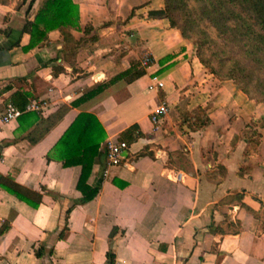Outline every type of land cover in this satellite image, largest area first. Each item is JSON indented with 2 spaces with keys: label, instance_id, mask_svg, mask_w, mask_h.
Segmentation results:
<instances>
[{
  "label": "crops",
  "instance_id": "1",
  "mask_svg": "<svg viewBox=\"0 0 264 264\" xmlns=\"http://www.w3.org/2000/svg\"><path fill=\"white\" fill-rule=\"evenodd\" d=\"M74 1L98 38L72 53L57 28L23 49L29 0H0V113L9 101L20 110L0 129V173L42 193L33 207L0 187V264H111L108 251L123 264H264V103L214 76L178 28L149 14L163 0ZM161 103L168 110L154 122ZM196 106L209 124L181 127ZM80 111L97 117L103 142L137 127L119 163L97 154L87 178H102L97 194L66 216L82 195L81 167L46 154ZM145 147L151 155H137Z\"/></svg>",
  "mask_w": 264,
  "mask_h": 264
},
{
  "label": "trees",
  "instance_id": "2",
  "mask_svg": "<svg viewBox=\"0 0 264 264\" xmlns=\"http://www.w3.org/2000/svg\"><path fill=\"white\" fill-rule=\"evenodd\" d=\"M33 1L29 0L26 19L21 27V32L29 34V41L23 49L41 44L47 39V32L55 28L63 36L61 49H68L72 53L98 38V27L92 23L87 22L81 27L79 6L74 0H42L30 17ZM149 14L165 17L171 26L178 28L181 35L193 43L195 55L214 76L221 80L232 79L250 98L264 103V0H163V7L151 10ZM71 29L82 30L83 35L76 38ZM143 71L142 68L137 69L133 75H140ZM129 72H120L110 81ZM104 85L89 89L72 104L90 98ZM65 108L63 105L55 115L60 116ZM179 120L180 126L189 130L204 128L210 122L206 109L200 106L182 111ZM136 127L135 123L126 127L121 132V139L133 140L132 133ZM104 137L105 131L97 117L91 112L80 111L46 154L47 159L60 160L64 166L78 164L81 167L76 188L82 195L66 209V216L75 203H85L97 194L102 178L94 185L88 184L87 178L95 157L102 150L105 151ZM144 154L151 155V152L145 147L137 155ZM172 154L169 153L170 156ZM176 154L188 160L181 152ZM0 187L33 207H37L41 201V192L19 184L9 174L0 173ZM3 230L0 228V232ZM67 231L66 217L58 237H64ZM36 252L41 254L40 250ZM107 256L112 264L113 254L108 251Z\"/></svg>",
  "mask_w": 264,
  "mask_h": 264
},
{
  "label": "built area",
  "instance_id": "3",
  "mask_svg": "<svg viewBox=\"0 0 264 264\" xmlns=\"http://www.w3.org/2000/svg\"><path fill=\"white\" fill-rule=\"evenodd\" d=\"M158 85H161L162 82L158 81ZM167 105L161 103L154 107L150 112V117L152 121L157 122L158 118L167 112ZM20 110L12 103L7 102L4 106V109L0 113V129L3 124L9 122L11 119L19 115ZM128 143L123 139L108 138L105 141V154L107 159V164H117L124 157V151L127 149ZM112 264H123L115 263Z\"/></svg>",
  "mask_w": 264,
  "mask_h": 264
},
{
  "label": "rangeland",
  "instance_id": "4",
  "mask_svg": "<svg viewBox=\"0 0 264 264\" xmlns=\"http://www.w3.org/2000/svg\"><path fill=\"white\" fill-rule=\"evenodd\" d=\"M193 48H194V46H193Z\"/></svg>",
  "mask_w": 264,
  "mask_h": 264
}]
</instances>
